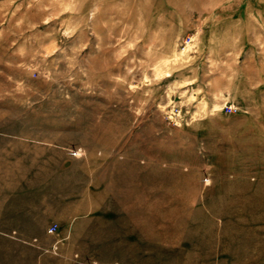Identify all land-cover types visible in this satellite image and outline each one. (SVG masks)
Instances as JSON below:
<instances>
[{
    "label": "rangeland",
    "instance_id": "374dc122",
    "mask_svg": "<svg viewBox=\"0 0 264 264\" xmlns=\"http://www.w3.org/2000/svg\"><path fill=\"white\" fill-rule=\"evenodd\" d=\"M16 199L0 264H264V0H0Z\"/></svg>",
    "mask_w": 264,
    "mask_h": 264
},
{
    "label": "crops",
    "instance_id": "0c3cea01",
    "mask_svg": "<svg viewBox=\"0 0 264 264\" xmlns=\"http://www.w3.org/2000/svg\"><path fill=\"white\" fill-rule=\"evenodd\" d=\"M0 203H2V205H0L1 209H14L17 210V217H26L29 216V214L26 215V211H28V207L25 205V201H20L18 202V200L16 199L15 201H0ZM6 205H3V204ZM27 209V210H26ZM25 214V215H24Z\"/></svg>",
    "mask_w": 264,
    "mask_h": 264
},
{
    "label": "built area",
    "instance_id": "2783aa9c",
    "mask_svg": "<svg viewBox=\"0 0 264 264\" xmlns=\"http://www.w3.org/2000/svg\"><path fill=\"white\" fill-rule=\"evenodd\" d=\"M55 230H56V225H50L47 229V232L52 234L55 232Z\"/></svg>",
    "mask_w": 264,
    "mask_h": 264
}]
</instances>
